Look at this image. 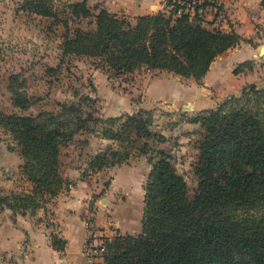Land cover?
<instances>
[{"label": "trees", "instance_id": "16d2710c", "mask_svg": "<svg viewBox=\"0 0 264 264\" xmlns=\"http://www.w3.org/2000/svg\"><path fill=\"white\" fill-rule=\"evenodd\" d=\"M209 6L217 14L222 8L214 0H163L161 9L133 22L86 0H22L20 8L47 18L52 28H68L61 14L94 19L89 29L61 35L64 56L102 58L100 67L113 76L144 66L201 82L212 61L242 40L233 30L204 26ZM241 65L250 68L251 62ZM27 98L17 95L12 103L26 110L33 103ZM95 102L86 96L77 104H60L56 113L0 112V127L17 143L23 159L20 173L31 183L28 192L0 194V210L33 214L67 186L60 148L80 132L116 143L90 162L93 166L102 160L98 170L127 163L134 150L147 154L152 151L148 140L155 138L161 147L154 150L158 159L152 161L144 186L141 231L115 232L105 243L103 264H264V84H246L241 95L188 118L203 128L193 195L172 163L167 139L150 129L149 110L104 117L96 114ZM142 139L138 149L130 145ZM51 242L63 250L64 240L52 234Z\"/></svg>", "mask_w": 264, "mask_h": 264}, {"label": "crops", "instance_id": "0c3cea01", "mask_svg": "<svg viewBox=\"0 0 264 264\" xmlns=\"http://www.w3.org/2000/svg\"><path fill=\"white\" fill-rule=\"evenodd\" d=\"M86 1L90 6L101 5L111 12H120L133 22L138 15L151 14L161 9L163 0ZM214 1L222 8L217 14L216 7L209 6L205 11L204 26L208 29L233 30L242 40L212 61L201 82L193 77H184L166 70H149L144 66L120 76H113L108 70L94 66L89 70L93 88L86 90V95L95 99L97 112L104 117L119 116L136 112L140 107L166 105L184 115L183 124L189 129L194 126V123L187 121L189 116L205 109H213L232 95H240L246 84H264V0ZM5 5L6 1L0 0V9ZM122 8L125 11H120ZM28 16L40 21L47 20L35 15ZM90 20L93 27L94 19ZM58 49L61 54L58 63L60 67L66 56L62 54L61 45ZM245 61L251 62L250 68L241 65ZM236 67H240V70L234 73ZM69 97L74 98L73 95ZM170 132L177 145L182 134ZM162 134L168 136L166 131ZM88 141L95 148L93 151L87 150L89 153L100 151L102 145L108 143L116 145L112 140L93 134L88 137ZM170 143L167 139L166 148ZM11 145L14 147H0V169L4 171L3 175L0 171V194L28 192L31 189V183L20 173L23 159L19 150L15 147L16 144ZM143 158L141 155L134 161L130 158L127 163L106 168L111 174V186L118 184L127 187L128 205L120 219H117L118 225L105 216V208L98 203L103 198L91 200L92 195L100 190L99 178H82L77 175V171L85 167V161L78 169H68L65 176L73 182L33 214H22L9 208L0 210V264H103L100 256L86 253L88 229L85 219L93 209L94 223L100 227H108L109 233L132 234L136 231L130 230L137 214L133 201L136 202L139 195L133 187L140 184L134 173V162H143ZM8 170L16 172L15 176L10 175ZM52 234L64 240L63 250L52 246Z\"/></svg>", "mask_w": 264, "mask_h": 264}, {"label": "rangeland", "instance_id": "374dc122", "mask_svg": "<svg viewBox=\"0 0 264 264\" xmlns=\"http://www.w3.org/2000/svg\"><path fill=\"white\" fill-rule=\"evenodd\" d=\"M5 1L6 5L0 9V112L26 115H36L45 111L56 113L60 109V104L79 103L81 98L87 96L86 90L93 88L89 70L94 66L97 67V64L100 67L104 64V60L102 58L66 56L64 63L59 67L61 54L58 48L64 40L61 36L64 32L67 31V34L71 35L77 28H91V18H74V15L70 13L61 14V17H66L68 28H63L62 25L52 28L49 20L40 21L26 15L20 8L22 0ZM120 11H125V8ZM117 14L122 15L120 12ZM26 94L27 101L33 102L28 109L23 110L12 103V97L15 98L17 95L24 97ZM70 95H73L74 98L71 99ZM139 109L151 112L150 129L155 134H162L163 131L168 133V136L163 134L171 142L166 150L171 153L176 171L185 179L188 194L193 195L197 188V176L194 172L199 155L197 144L203 128L198 123H194V126L188 129L183 124L184 115L172 110L170 106L158 105L154 108L140 107ZM96 114L100 115L99 112ZM91 126L99 127L95 124H91ZM170 131L182 134L178 143L176 142L177 145L174 141L175 137ZM91 136L92 134L88 131H83L75 135L70 143L61 146V173L66 181L72 183L73 181L69 180L65 173L69 168L78 169L80 164L85 161V167L83 170L77 171V175L82 178H99L100 190L92 195L91 200L98 201L99 198H103V201L98 203L105 208V216L111 218L118 225L117 219H120L121 213L128 205V192L125 190L127 187L118 184L111 186V174L106 171V165L102 166L100 170L96 168L98 165H102V160L95 161L91 166L90 162L100 153L99 151L89 153L95 149L88 141V137ZM144 141V139L138 140L130 145L132 144L134 149H138ZM11 143L16 144L15 147L19 149L10 134L0 128V147L6 145L14 147ZM148 145L152 151L142 155L143 162H134V173L137 174L140 184L133 187L139 195L136 202L133 201L137 207V214L136 219L132 220L133 224L130 230L136 229L132 234H138L141 231L144 186L152 161L158 159L154 150L161 147L155 138L148 140ZM111 146L112 144L109 143L102 145V152L109 150ZM151 155L153 156L152 160L149 157ZM138 156L141 155L137 150H134L131 158L134 161ZM0 171L3 175V169ZM8 173L13 176L16 174L12 170H8ZM124 234L130 233L125 232Z\"/></svg>", "mask_w": 264, "mask_h": 264}, {"label": "built area", "instance_id": "2783aa9c", "mask_svg": "<svg viewBox=\"0 0 264 264\" xmlns=\"http://www.w3.org/2000/svg\"><path fill=\"white\" fill-rule=\"evenodd\" d=\"M88 229V241L86 243V253L90 256L98 255L103 259L106 248L105 243L115 235V232H108V227L97 226L93 221V214H89L85 219Z\"/></svg>", "mask_w": 264, "mask_h": 264}]
</instances>
